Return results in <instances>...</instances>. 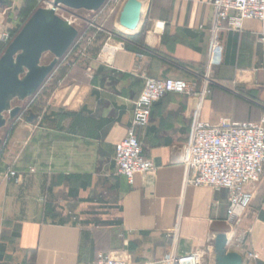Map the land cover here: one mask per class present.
<instances>
[{"label":"crops","instance_id":"0c3cea01","mask_svg":"<svg viewBox=\"0 0 264 264\" xmlns=\"http://www.w3.org/2000/svg\"><path fill=\"white\" fill-rule=\"evenodd\" d=\"M138 1L134 30L118 24L124 0L113 32L88 39L84 48L83 38L76 42L77 65L48 97L46 115L12 133L0 168L12 167L19 179L0 184V264L90 263L99 254L143 264L166 255L174 231L177 253H200L202 264L228 255L241 264H264V172L247 187L253 201L238 225L228 218L225 190L184 184L207 54L208 34L199 27L211 16L208 0ZM259 31L256 21H244L239 32L224 24L223 55L213 72L217 86L202 112L206 121L256 123L264 114ZM121 42L124 49H116ZM104 46L114 49L107 66L97 60ZM138 67L154 79L186 81L193 92L168 94L153 105L137 137L156 170L136 176L130 187L117 174L114 152L143 87ZM249 252L259 260H246Z\"/></svg>","mask_w":264,"mask_h":264},{"label":"built area","instance_id":"2783aa9c","mask_svg":"<svg viewBox=\"0 0 264 264\" xmlns=\"http://www.w3.org/2000/svg\"><path fill=\"white\" fill-rule=\"evenodd\" d=\"M211 16L200 31L208 34L206 61L200 77L202 90L197 94V104L193 112L189 142L186 146V174L184 184L194 187H208L214 191L225 190L228 193L229 208L227 215L234 225L241 222V216L247 212L253 201L248 186L257 183L264 172V114L259 122H234L221 118L216 124L202 117L204 103L209 94L214 68L221 62L223 46L220 35L224 24L233 32L242 29L244 21L251 20L260 24L259 42L264 46V0H208ZM2 43H6L9 34L2 33ZM119 43L116 49H124ZM114 49L104 46L97 56L101 65L110 63ZM138 59L142 55L137 56ZM140 71L143 80L140 95L133 103V118L125 137L115 147L114 164L117 174L132 187L138 175L155 172L154 164L142 156L141 143L137 130L147 127L153 105L168 94L191 95L192 87L183 80L154 79L148 77L145 70ZM264 71V69H263ZM19 174L11 169L0 170V184L17 181ZM239 212L238 214L236 212ZM166 255L158 260L143 264H202L200 253L179 255L177 253V232H173ZM245 259L259 260V254L249 252ZM79 264H128L109 254H99L95 261Z\"/></svg>","mask_w":264,"mask_h":264},{"label":"rangeland","instance_id":"374dc122","mask_svg":"<svg viewBox=\"0 0 264 264\" xmlns=\"http://www.w3.org/2000/svg\"><path fill=\"white\" fill-rule=\"evenodd\" d=\"M123 1L0 0V36L9 34L0 40V159L19 125L46 115L48 97L77 65L76 42L113 32ZM212 77L208 98L217 86Z\"/></svg>","mask_w":264,"mask_h":264},{"label":"water","instance_id":"95a60500","mask_svg":"<svg viewBox=\"0 0 264 264\" xmlns=\"http://www.w3.org/2000/svg\"><path fill=\"white\" fill-rule=\"evenodd\" d=\"M141 8L142 5L138 0H127L119 15L118 24L128 30H134L140 17ZM222 245H218V248L221 249ZM216 264H241V260L235 255H228L224 258H217Z\"/></svg>","mask_w":264,"mask_h":264},{"label":"bare ground","instance_id":"6f19581e","mask_svg":"<svg viewBox=\"0 0 264 264\" xmlns=\"http://www.w3.org/2000/svg\"><path fill=\"white\" fill-rule=\"evenodd\" d=\"M141 14V13H140Z\"/></svg>","mask_w":264,"mask_h":264}]
</instances>
